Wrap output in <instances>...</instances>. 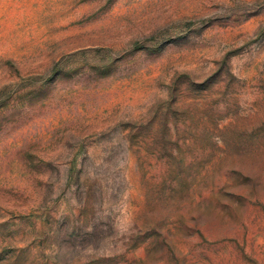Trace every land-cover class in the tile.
<instances>
[{
	"label": "rangeland",
	"instance_id": "1",
	"mask_svg": "<svg viewBox=\"0 0 264 264\" xmlns=\"http://www.w3.org/2000/svg\"><path fill=\"white\" fill-rule=\"evenodd\" d=\"M0 264H264V0H0Z\"/></svg>",
	"mask_w": 264,
	"mask_h": 264
}]
</instances>
